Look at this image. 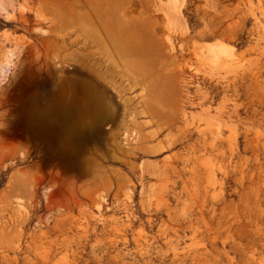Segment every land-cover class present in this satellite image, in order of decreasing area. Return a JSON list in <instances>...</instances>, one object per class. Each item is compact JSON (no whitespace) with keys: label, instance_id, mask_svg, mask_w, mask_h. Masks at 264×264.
I'll list each match as a JSON object with an SVG mask.
<instances>
[{"label":"rangeland","instance_id":"374dc122","mask_svg":"<svg viewBox=\"0 0 264 264\" xmlns=\"http://www.w3.org/2000/svg\"><path fill=\"white\" fill-rule=\"evenodd\" d=\"M0 264H264V0H0Z\"/></svg>","mask_w":264,"mask_h":264},{"label":"bare ground","instance_id":"6f19581e","mask_svg":"<svg viewBox=\"0 0 264 264\" xmlns=\"http://www.w3.org/2000/svg\"><path fill=\"white\" fill-rule=\"evenodd\" d=\"M167 39H169V37ZM100 40H101V38H100ZM102 43L104 45V48L109 52V54H111L112 47H113L114 50L117 53L118 59L122 60L123 62L129 63L128 60L125 58V55H124L125 53L122 52L123 49L120 48L119 46L115 45L116 44L115 42H114L115 44L112 43V47L108 44L107 41H102ZM167 44L169 45V47H170L171 50H174V48H173L174 45L172 46V41L171 42H167Z\"/></svg>","mask_w":264,"mask_h":264}]
</instances>
